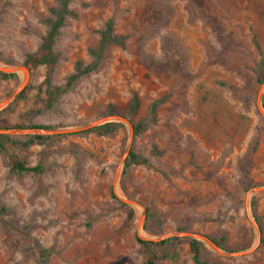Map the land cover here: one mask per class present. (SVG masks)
Segmentation results:
<instances>
[{
	"label": "rangeland",
	"instance_id": "1",
	"mask_svg": "<svg viewBox=\"0 0 264 264\" xmlns=\"http://www.w3.org/2000/svg\"><path fill=\"white\" fill-rule=\"evenodd\" d=\"M52 4L0 0V67L22 66L36 51ZM71 9L76 18L55 45L61 58L52 86H61L77 61H90L107 19L125 37L124 48H109L101 67L50 110L45 86L40 93L45 69L38 68L27 93L0 109V129L80 128L117 116L107 107L124 109L136 93L133 121L162 100L155 124L131 143L150 166L123 173L126 119L111 137L74 133L20 151L28 166L45 168L40 177L10 176L0 157V264H37L42 248L51 252L47 264H142L135 237L178 232L224 238V254L199 240L210 263L264 264L253 226L264 240V190L254 191L264 188V120L256 104L260 92L264 108V85L254 72L264 55V0H74ZM1 74L0 103L24 80L21 71ZM166 240L158 249L165 258L155 264H193L190 239Z\"/></svg>",
	"mask_w": 264,
	"mask_h": 264
},
{
	"label": "trees",
	"instance_id": "2",
	"mask_svg": "<svg viewBox=\"0 0 264 264\" xmlns=\"http://www.w3.org/2000/svg\"><path fill=\"white\" fill-rule=\"evenodd\" d=\"M74 0H52L53 4L48 10V15L41 19V23L45 28V33L41 38V42L35 52L25 55L22 66L27 69L30 77L34 76L37 69L43 67L45 69V78L40 87V93L43 86H45V93L47 95L44 101L47 110L52 109L54 104L67 92H69L80 80L86 76L96 72L102 65L107 50L111 47L124 48L125 37L115 34L114 23L112 19H107L102 27L97 31L98 40L94 48L88 51L90 61L83 63L77 61L72 73H70L64 80L61 86H52L51 76L58 64L61 56L55 50V45L61 35V30L65 27L69 19L76 18L75 12L71 9V4ZM7 64L9 62H6ZM257 76V83H264V55L261 56L259 63L254 70ZM4 79L14 78L15 74H1ZM28 86L17 96V98L24 96L28 91ZM162 100L152 102L147 109L146 116L138 121H133L132 117L136 114L140 107V101L136 93H132L124 109H118L113 106H108L106 114L117 115L130 122L132 126L133 138L144 133L150 126L156 122L157 110ZM17 129L40 128L49 129L47 126H15ZM123 128L120 122H108L97 127L78 132L76 134H94L97 137H111L116 135ZM67 135L58 136H40L28 135L22 140L15 139L8 135H0V157L5 168L10 176L14 177H40L45 174V168L38 164L36 166H28L24 161L20 160L18 153L22 150H27L33 146H47L52 144L56 139L67 137ZM159 153L152 149L151 155H158ZM131 166H150L149 158L143 157L134 153L131 149L124 164L125 171ZM110 197L115 199V196L110 192ZM146 217H149L148 210H145ZM209 238V237H208ZM220 250L226 251L224 238H209ZM136 242L140 245L143 254L142 264H155V261L160 258H165V254L158 251L163 247L168 240L153 241L143 240L135 237ZM264 244V240L260 241ZM188 249L192 256L193 264H215L210 263L201 258L204 249L203 244L197 240H189ZM51 252L48 249H40L37 254V264H47Z\"/></svg>",
	"mask_w": 264,
	"mask_h": 264
},
{
	"label": "water",
	"instance_id": "3",
	"mask_svg": "<svg viewBox=\"0 0 264 264\" xmlns=\"http://www.w3.org/2000/svg\"><path fill=\"white\" fill-rule=\"evenodd\" d=\"M17 71H21L24 74V80L21 83V85L14 91V93L12 94L11 97H9L7 100L3 101L0 103V109H2L4 106H6L9 102H11L17 95H19L23 89L27 86L30 75L29 72L27 71V69L23 66H15V67H8V68H4V67H0V73L3 74H14ZM264 85V83H263ZM262 85V87H263ZM257 108H258V112L260 114V116L262 117V119L264 120V108L262 107V105L260 104V92L259 95L257 97ZM108 122H126L125 119L119 117V116H113V117H108V118H103L100 119L98 121H94L91 122L90 124L80 127V128H75V129H40V128H29V129H8V128H4V129H0V135H8V136H28V135H40V136H58V135H67V134H74V133H78L81 131H85L94 127H97L99 125H102L104 123H108ZM129 125V143H128V147L126 149V154L129 153L130 149H131V143H132V139H133V135H132V126L130 124ZM264 190V188H259V189H255V192H259ZM253 226L255 227L256 231H257V242L255 247L259 244L260 242V230L258 228V225L255 221H253ZM182 237V238H188L190 240H201L206 242L211 248H213L216 252L224 254L225 252L221 251L209 238L207 237H201L197 234L191 233V232H178L176 234L173 235H169V236H162L159 239L153 240V241H161V240H165L166 238L169 237ZM142 239V238H140ZM251 251H253V249L249 250V251H243V252H239V253H231L230 255L233 256H242L245 255L247 253H250Z\"/></svg>",
	"mask_w": 264,
	"mask_h": 264
}]
</instances>
